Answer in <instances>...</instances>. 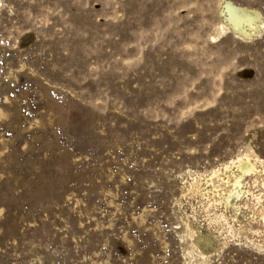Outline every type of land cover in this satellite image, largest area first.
I'll return each instance as SVG.
<instances>
[{
	"label": "rangeland",
	"instance_id": "obj_1",
	"mask_svg": "<svg viewBox=\"0 0 264 264\" xmlns=\"http://www.w3.org/2000/svg\"><path fill=\"white\" fill-rule=\"evenodd\" d=\"M0 264H264V0H0Z\"/></svg>",
	"mask_w": 264,
	"mask_h": 264
}]
</instances>
